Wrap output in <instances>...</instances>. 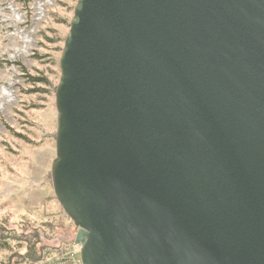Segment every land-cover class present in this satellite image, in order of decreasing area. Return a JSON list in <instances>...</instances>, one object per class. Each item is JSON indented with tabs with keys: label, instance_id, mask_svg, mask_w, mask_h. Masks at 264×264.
<instances>
[{
	"label": "water",
	"instance_id": "water-1",
	"mask_svg": "<svg viewBox=\"0 0 264 264\" xmlns=\"http://www.w3.org/2000/svg\"><path fill=\"white\" fill-rule=\"evenodd\" d=\"M58 68L81 264H264V0H77Z\"/></svg>",
	"mask_w": 264,
	"mask_h": 264
},
{
	"label": "rangeland",
	"instance_id": "rangeland-1",
	"mask_svg": "<svg viewBox=\"0 0 264 264\" xmlns=\"http://www.w3.org/2000/svg\"><path fill=\"white\" fill-rule=\"evenodd\" d=\"M76 1L0 0V264L77 260H59L53 251L73 245L76 229L54 196L50 175L58 60ZM37 3L46 10L39 22L31 19ZM25 40L28 51L15 54Z\"/></svg>",
	"mask_w": 264,
	"mask_h": 264
},
{
	"label": "built area",
	"instance_id": "built-area-1",
	"mask_svg": "<svg viewBox=\"0 0 264 264\" xmlns=\"http://www.w3.org/2000/svg\"><path fill=\"white\" fill-rule=\"evenodd\" d=\"M45 12H46L45 5L43 3L41 4L37 3L36 6H34V11L32 12L33 15L31 19L35 22H39L44 17ZM28 44H29L28 40L23 41L22 44L15 49V54L21 55L27 52L29 48V46H27ZM10 95L11 94H7V97H10ZM81 247L82 244L74 242L73 245L59 246L53 251L54 253L57 254L59 260H62L63 258L73 259L74 257H77L76 261L73 260V264H81V259H80ZM25 264H51V261L46 260L44 257H40L34 261H28Z\"/></svg>",
	"mask_w": 264,
	"mask_h": 264
},
{
	"label": "trees",
	"instance_id": "trees-1",
	"mask_svg": "<svg viewBox=\"0 0 264 264\" xmlns=\"http://www.w3.org/2000/svg\"><path fill=\"white\" fill-rule=\"evenodd\" d=\"M27 2L29 0H26ZM31 81H38V82H42V83H45V80H42V78H31Z\"/></svg>",
	"mask_w": 264,
	"mask_h": 264
}]
</instances>
